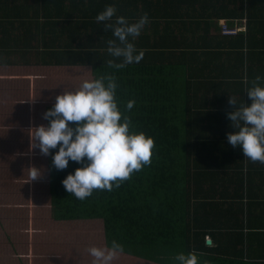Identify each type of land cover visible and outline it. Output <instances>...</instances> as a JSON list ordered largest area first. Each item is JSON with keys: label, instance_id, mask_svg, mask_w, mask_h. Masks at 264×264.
Here are the masks:
<instances>
[{"label": "crops", "instance_id": "obj_1", "mask_svg": "<svg viewBox=\"0 0 264 264\" xmlns=\"http://www.w3.org/2000/svg\"><path fill=\"white\" fill-rule=\"evenodd\" d=\"M108 5L130 22L149 15L150 23L132 42L148 46L149 59H157L169 78L179 81L186 98L180 106L186 109L183 133L191 141L190 210L211 225L207 248L199 245L201 232L191 234L199 237L195 252L201 264H264V163L244 157L227 140L234 131L228 113L235 106L229 97L237 106L250 104L247 89L257 75L264 76V0H0V152L5 135L8 139L16 132L13 125L32 140V128L48 124L44 113L57 95L94 79L91 54H105L108 40L116 39L96 20ZM223 21L245 28L224 34ZM83 220L53 218L48 228L26 234L25 245L15 239L10 252L19 254L7 256L19 264H93L88 249L108 247L104 226ZM64 223H73L74 233L60 229ZM95 226L99 238L90 231ZM44 233L51 236L48 247L35 239ZM134 260L160 264L123 252L110 264Z\"/></svg>", "mask_w": 264, "mask_h": 264}, {"label": "trees", "instance_id": "obj_2", "mask_svg": "<svg viewBox=\"0 0 264 264\" xmlns=\"http://www.w3.org/2000/svg\"><path fill=\"white\" fill-rule=\"evenodd\" d=\"M136 47L144 51L143 59L124 68L110 65L109 60L119 63L122 58H114L108 52L94 51L88 62L94 79L109 74L116 77L122 111L131 118L134 130L154 138L151 164L134 171L119 187L114 186L111 191L98 188L85 200H79L66 191L62 181L84 163L70 161L67 168L59 170L49 155L53 218L100 219L108 247L115 239L124 245L123 253L160 264H174L169 259H175L181 252L197 250L199 237L191 236L193 232L197 235L201 232L203 242L199 245L207 248L205 234L211 225L202 224L190 210L191 141L183 133L182 116L186 109L182 110L180 105L185 106L186 98L179 93V81L169 78L166 68L156 64L157 59H149L147 45ZM129 100L136 102L131 110L126 108ZM70 123L75 126L77 122ZM52 151L55 153L58 147ZM204 248L199 250L203 252ZM213 252L219 255L216 250Z\"/></svg>", "mask_w": 264, "mask_h": 264}, {"label": "clouds", "instance_id": "obj_3", "mask_svg": "<svg viewBox=\"0 0 264 264\" xmlns=\"http://www.w3.org/2000/svg\"><path fill=\"white\" fill-rule=\"evenodd\" d=\"M115 5H108L96 20L104 22L116 39L108 40L107 51L114 58L108 63L115 68H124L139 63L145 53L132 42L145 26L150 23L147 13L134 22L123 15H116ZM132 38L131 40L129 38ZM264 76L257 75L248 87L251 103L237 106L235 97L229 102L234 109L228 113L231 131L227 140L233 147H240L244 157L264 163ZM119 85L114 75H101L85 80L76 91H63L55 98V104L44 117L48 124L35 126L36 144L43 155H51L54 166L63 170L70 161L84 163L62 181L66 191L79 200L91 196L95 189L111 191L114 186L131 177L134 171L151 164L155 140L152 136L133 128L131 118L124 114L117 99ZM135 100L127 102V110L135 105ZM70 122H77L73 126ZM58 151L53 153V149ZM87 157V162H85ZM31 179L40 177L41 169L31 167ZM94 257L93 264H110L124 245L112 240L110 247L91 246L88 249ZM177 264H201L195 252L179 253ZM247 259V258H246ZM203 264H211L204 261Z\"/></svg>", "mask_w": 264, "mask_h": 264}, {"label": "rangeland", "instance_id": "obj_4", "mask_svg": "<svg viewBox=\"0 0 264 264\" xmlns=\"http://www.w3.org/2000/svg\"><path fill=\"white\" fill-rule=\"evenodd\" d=\"M42 124L46 125L45 122ZM13 128L16 132L13 131V134L7 132L11 137L7 139L5 135L3 152H0V264L3 263L2 256L5 257L3 264H19V262L10 261L9 257L19 254V252L16 254L10 252V247L13 244L17 245L14 240L25 245L26 234L46 229L48 228L46 223L53 222V210L49 196V155H43L39 147L33 148L36 144V138H33V135L32 140H29L26 134L23 135L21 127L13 125ZM33 166L41 169L43 173L36 179H31V167ZM15 220L19 222L15 224ZM96 220L102 224V220ZM19 227L20 230L17 232L15 229ZM59 227L68 231L69 234L74 233L72 232L74 231L73 223H64ZM96 228L99 227L95 226L90 231L95 233L96 238H99L98 231L100 230L96 231ZM11 230L14 231L11 232ZM11 234H16L17 238L12 237ZM50 238L51 236L46 233L37 234L35 237L38 246L46 245L45 247L49 246L47 242ZM145 253L148 254L147 251ZM149 254L152 257L151 252ZM134 264H142V261L134 260Z\"/></svg>", "mask_w": 264, "mask_h": 264}, {"label": "built area", "instance_id": "obj_5", "mask_svg": "<svg viewBox=\"0 0 264 264\" xmlns=\"http://www.w3.org/2000/svg\"><path fill=\"white\" fill-rule=\"evenodd\" d=\"M242 22L245 25V20H242ZM243 28H245V26H242V27H230L228 25V22H226V21L222 22V32L224 34L235 35V34L239 33Z\"/></svg>", "mask_w": 264, "mask_h": 264}, {"label": "water", "instance_id": "obj_6", "mask_svg": "<svg viewBox=\"0 0 264 264\" xmlns=\"http://www.w3.org/2000/svg\"><path fill=\"white\" fill-rule=\"evenodd\" d=\"M207 244H211V240H207Z\"/></svg>", "mask_w": 264, "mask_h": 264}]
</instances>
